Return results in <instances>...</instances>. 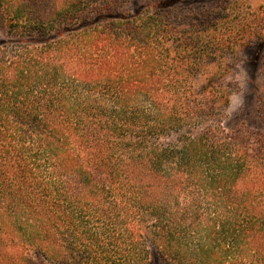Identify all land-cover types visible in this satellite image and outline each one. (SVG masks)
I'll list each match as a JSON object with an SVG mask.
<instances>
[{
    "label": "trees",
    "instance_id": "trees-1",
    "mask_svg": "<svg viewBox=\"0 0 264 264\" xmlns=\"http://www.w3.org/2000/svg\"><path fill=\"white\" fill-rule=\"evenodd\" d=\"M126 1L0 0V264H264V90L226 131L165 1Z\"/></svg>",
    "mask_w": 264,
    "mask_h": 264
},
{
    "label": "rangeland",
    "instance_id": "rangeland-1",
    "mask_svg": "<svg viewBox=\"0 0 264 264\" xmlns=\"http://www.w3.org/2000/svg\"><path fill=\"white\" fill-rule=\"evenodd\" d=\"M146 1L127 0L124 6L135 10ZM164 1L172 40L178 38L180 43L171 52L193 59L187 60L192 73L185 68L187 85L195 89L208 82L228 85L230 103L222 115L226 131H262L257 108L264 90V37L250 36L248 24L264 23V0ZM231 31L236 33L229 39ZM224 36L225 41L218 42ZM198 38L203 39L201 44ZM150 262L162 264L155 252Z\"/></svg>",
    "mask_w": 264,
    "mask_h": 264
}]
</instances>
